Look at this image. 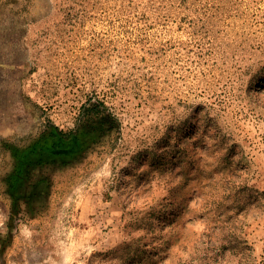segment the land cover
Returning <instances> with one entry per match:
<instances>
[{
    "label": "rangeland",
    "instance_id": "374dc122",
    "mask_svg": "<svg viewBox=\"0 0 264 264\" xmlns=\"http://www.w3.org/2000/svg\"><path fill=\"white\" fill-rule=\"evenodd\" d=\"M264 0H0V264H264Z\"/></svg>",
    "mask_w": 264,
    "mask_h": 264
},
{
    "label": "built area",
    "instance_id": "2783aa9c",
    "mask_svg": "<svg viewBox=\"0 0 264 264\" xmlns=\"http://www.w3.org/2000/svg\"><path fill=\"white\" fill-rule=\"evenodd\" d=\"M264 263V262H263Z\"/></svg>",
    "mask_w": 264,
    "mask_h": 264
}]
</instances>
